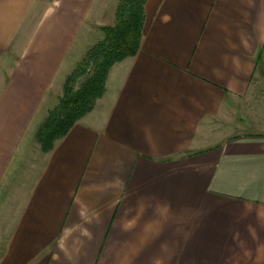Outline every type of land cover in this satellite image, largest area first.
Listing matches in <instances>:
<instances>
[{
	"label": "crops",
	"instance_id": "crops-1",
	"mask_svg": "<svg viewBox=\"0 0 264 264\" xmlns=\"http://www.w3.org/2000/svg\"><path fill=\"white\" fill-rule=\"evenodd\" d=\"M33 1L0 0V264H264V132L222 129L255 72L264 0H145L139 49L46 152L39 103L108 4H47L32 42H6Z\"/></svg>",
	"mask_w": 264,
	"mask_h": 264
},
{
	"label": "trees",
	"instance_id": "trees-1",
	"mask_svg": "<svg viewBox=\"0 0 264 264\" xmlns=\"http://www.w3.org/2000/svg\"><path fill=\"white\" fill-rule=\"evenodd\" d=\"M144 3L145 0H119L115 22L102 26L103 37L67 75L58 103L48 111L36 131L43 151H49L57 139L93 109L105 91L111 66L137 52L145 17Z\"/></svg>",
	"mask_w": 264,
	"mask_h": 264
},
{
	"label": "rangeland",
	"instance_id": "rangeland-1",
	"mask_svg": "<svg viewBox=\"0 0 264 264\" xmlns=\"http://www.w3.org/2000/svg\"><path fill=\"white\" fill-rule=\"evenodd\" d=\"M106 1L108 6L106 9H103L101 15L97 16L95 14L93 16H85L83 27H80L75 31V36L71 41L72 44L66 52V61L62 63L57 72L54 73L51 84L49 88L46 89V94L43 97V100L39 103L37 119H42L41 123L47 116L48 111L53 109L58 103V99L63 90L62 82L65 81L67 77V75L66 77L64 75L66 73L69 74L85 56L86 51L103 37L102 26L111 25L115 22V10L119 0ZM50 3L51 5L58 6V0H34L31 7L28 4L25 9H21V11L27 12L26 14H23L25 20L21 22V27L13 32H8L9 35L5 41L32 42L34 33L33 28L34 26L35 29L37 28L36 25L42 19L45 9L44 7ZM2 10L7 11V8L4 7ZM12 52H10V54H14V52ZM1 65L6 67L5 64H0V69L4 72V78L0 79V86L3 85L6 78H8L5 69H3ZM225 113L227 115L226 120H228V124L226 127L222 128L223 133L229 135L232 133L264 132V44L257 51L256 68L247 92L243 96L235 98L234 102L230 105L229 110L225 111ZM36 131L35 142L38 143L39 148L41 149L36 137ZM5 223L6 222H4V226L0 223V250L1 247L4 246L8 237L6 235L8 229L5 227Z\"/></svg>",
	"mask_w": 264,
	"mask_h": 264
}]
</instances>
